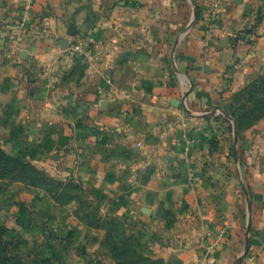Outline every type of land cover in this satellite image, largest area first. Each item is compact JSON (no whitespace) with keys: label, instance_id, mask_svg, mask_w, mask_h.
Masks as SVG:
<instances>
[{"label":"rangeland","instance_id":"374dc122","mask_svg":"<svg viewBox=\"0 0 264 264\" xmlns=\"http://www.w3.org/2000/svg\"><path fill=\"white\" fill-rule=\"evenodd\" d=\"M89 52V45L66 49L86 63ZM73 67L65 82L75 80ZM76 70L80 81L84 65ZM243 89L204 103L188 102L183 91L175 102L181 113L170 118L126 109L127 130L90 124L83 97L66 108L70 140L44 152L28 131L0 129V264H206L190 259L192 230L205 253L231 237L227 223L240 218V231L249 233L250 180L232 157L264 120V73ZM140 132V144L126 143ZM139 156L143 170L134 171Z\"/></svg>","mask_w":264,"mask_h":264},{"label":"crops","instance_id":"0c3cea01","mask_svg":"<svg viewBox=\"0 0 264 264\" xmlns=\"http://www.w3.org/2000/svg\"><path fill=\"white\" fill-rule=\"evenodd\" d=\"M78 40L90 46L88 63L66 53ZM72 67L75 80L65 82ZM263 73L264 0H0V129L28 131L41 152L67 144L73 121L66 108L83 97L90 124L127 130L129 109L170 118L181 113L175 102L183 91L188 102H220ZM140 136L129 135L126 143L138 145ZM238 146L232 161L250 180L249 233L240 231V218L227 223L231 237L205 253L201 233L192 230V260L235 264L250 241L240 264H264V120ZM144 162L137 157L132 170H143Z\"/></svg>","mask_w":264,"mask_h":264},{"label":"built area","instance_id":"2783aa9c","mask_svg":"<svg viewBox=\"0 0 264 264\" xmlns=\"http://www.w3.org/2000/svg\"><path fill=\"white\" fill-rule=\"evenodd\" d=\"M26 26H27V22L25 19L18 24L20 33L25 32L24 30ZM73 46L75 50L83 51L85 45L83 44L82 40H78V42L76 44H73Z\"/></svg>","mask_w":264,"mask_h":264},{"label":"water","instance_id":"95a60500","mask_svg":"<svg viewBox=\"0 0 264 264\" xmlns=\"http://www.w3.org/2000/svg\"><path fill=\"white\" fill-rule=\"evenodd\" d=\"M226 116H229L228 114L224 113ZM235 133H236V136H237V129L235 128Z\"/></svg>","mask_w":264,"mask_h":264},{"label":"trees","instance_id":"16d2710c","mask_svg":"<svg viewBox=\"0 0 264 264\" xmlns=\"http://www.w3.org/2000/svg\"><path fill=\"white\" fill-rule=\"evenodd\" d=\"M259 79V78H258ZM256 81V80H255ZM243 91H244V89H243ZM243 91H240L238 94H237V96H239V95H241V92H243Z\"/></svg>","mask_w":264,"mask_h":264}]
</instances>
